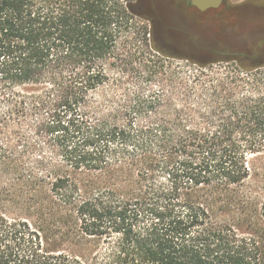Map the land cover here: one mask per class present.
Here are the masks:
<instances>
[{
  "label": "trees",
  "instance_id": "16d2710c",
  "mask_svg": "<svg viewBox=\"0 0 264 264\" xmlns=\"http://www.w3.org/2000/svg\"><path fill=\"white\" fill-rule=\"evenodd\" d=\"M142 0H0V264H264V40L197 64Z\"/></svg>",
  "mask_w": 264,
  "mask_h": 264
},
{
  "label": "rangeland",
  "instance_id": "374dc122",
  "mask_svg": "<svg viewBox=\"0 0 264 264\" xmlns=\"http://www.w3.org/2000/svg\"><path fill=\"white\" fill-rule=\"evenodd\" d=\"M183 1L142 0L145 23L149 28H159L157 45L166 56L185 62L211 64L220 60V53L252 54L260 44L252 40H264V10L236 12L243 9L242 3L248 0H223L220 9L204 14L183 6ZM256 5H264V0H257ZM152 9L157 12L160 24L152 22L155 18ZM165 41L171 42L176 50L166 49L163 46Z\"/></svg>",
  "mask_w": 264,
  "mask_h": 264
},
{
  "label": "flooded vegetation",
  "instance_id": "af4514ba",
  "mask_svg": "<svg viewBox=\"0 0 264 264\" xmlns=\"http://www.w3.org/2000/svg\"><path fill=\"white\" fill-rule=\"evenodd\" d=\"M184 2V3H183ZM182 3H183V6H185V7H187L188 9H193L194 11H196V12H198V13H200V14H204V13H206V12H208V11H214V10H218V9H220V7H222V4H223V1H222V3H221V5L218 7V8H216V9H208V10H206V11H200V10H198L195 6H193L192 4H191V0H184ZM257 4V0H255V1H253V0H248V1H244L243 3H242V8L243 9H239L238 11H236V12H239V11H243V10H256V11H262V10H264V5H256ZM230 12H231V10H230ZM234 12H235V10H234ZM152 13L155 15L154 17V19H153V23H159L160 24V22H159V20H160V18H159V16L157 15V12L155 11V10H153L152 9ZM169 29V28H168ZM157 34H159L160 35V30H159V28L157 29ZM158 35V39H160V36ZM252 41H258L259 43H260V41H262V40H258V38H255L254 40H252ZM172 43L171 42H169V41H165L164 43H163V46L166 48V49H168V50H176L175 49V47L173 46V45H171Z\"/></svg>",
  "mask_w": 264,
  "mask_h": 264
},
{
  "label": "water",
  "instance_id": "95a60500",
  "mask_svg": "<svg viewBox=\"0 0 264 264\" xmlns=\"http://www.w3.org/2000/svg\"><path fill=\"white\" fill-rule=\"evenodd\" d=\"M223 0H191V4L200 11L218 8Z\"/></svg>",
  "mask_w": 264,
  "mask_h": 264
}]
</instances>
